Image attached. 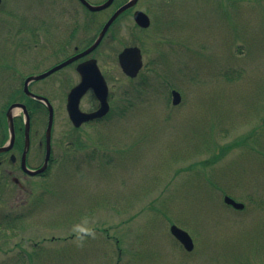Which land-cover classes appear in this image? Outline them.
Returning <instances> with one entry per match:
<instances>
[{
	"label": "rangeland",
	"instance_id": "rangeland-1",
	"mask_svg": "<svg viewBox=\"0 0 264 264\" xmlns=\"http://www.w3.org/2000/svg\"><path fill=\"white\" fill-rule=\"evenodd\" d=\"M124 1L94 16L93 35ZM80 8L77 0H2L0 114L23 101L25 74L41 71L20 47L37 39L40 17L51 25L55 11L72 9L80 35ZM135 9L148 14V28L135 25ZM103 45L112 104L104 126L70 124L59 106L65 81L62 101L53 80L49 92L32 85L54 102L55 154L46 176H26L18 162L0 165V214L10 221L0 225V264L264 263V0H138ZM130 45L146 65L134 80L116 58ZM132 84L141 94L122 106ZM171 89L181 94L177 106ZM14 115L21 129V109ZM30 118L33 168L43 160L37 141L46 116L32 108ZM224 195L244 208L225 205ZM171 223L190 234V253L176 248Z\"/></svg>",
	"mask_w": 264,
	"mask_h": 264
},
{
	"label": "flooded vegetation",
	"instance_id": "flooded-vegetation-1",
	"mask_svg": "<svg viewBox=\"0 0 264 264\" xmlns=\"http://www.w3.org/2000/svg\"><path fill=\"white\" fill-rule=\"evenodd\" d=\"M89 1V0H88ZM77 2L80 4V9L84 10L83 14H84V19L83 22L81 24V29L82 32L80 35H77V30H78V18L76 16V13H73L72 9H70V12H66L64 13V15H59L60 12H54L51 16H50V20L53 21V23L51 25H49L47 22V17H40V23L38 24L37 27V39L36 40H30V42H32L31 44H21L20 47L26 49L29 53L34 54L31 57L27 58V62H30V66L33 70L39 68L41 71L38 72H28L26 73L25 77H23L21 84H20V88L18 90L17 93H19V95L21 96V94L23 95V101L22 103H24L25 105H30L33 109H35V111H42L43 113H45L46 116V121H45V127H46V123H47V114H48V106L46 105L45 102L42 101H38L36 99L33 98L30 99L28 97H30L29 95H27L26 92H24V88H25V79L31 76H36V75H40L42 73H45L49 70H51L52 68L64 63L63 65L57 67L56 69H54L53 71H51L50 73H48L47 75H45L42 78H39L37 80H29L26 84L27 90L35 95L38 96H42L45 97L49 104L52 107L53 110V123H54V116H55V106H54V102H52L51 97L49 96H45L42 95V92L40 90L35 91L36 89L32 88L33 83H37L40 85V88L42 91H50V89L47 87L48 85V81H52V85H54L51 88V91H53V95L55 97L59 98V101H62V95H63V91L65 90L64 87H60V83L65 81V85H68L69 88L67 89V91L64 94L63 97V104H60V108L62 110V107L64 109V111L66 112V105L68 102V94L70 89L75 86L76 84H78V82H80L81 80V74L79 69H81L82 71H90L92 69V64H95L96 66H98L99 68V72L102 75V77L105 79L104 75H103V71H102V67L100 65L101 62V56H105L104 52H105V48L102 49L103 45V41L105 40L107 34L101 39V41L90 51L86 52L87 49H89V47L93 44V42L96 39V36H98V32L93 35L92 31H93V14L91 12H89L84 5H82L80 3L79 0H77ZM59 11V9H58ZM49 19V18H48ZM172 46V45H171ZM32 48L33 50H30L28 48ZM124 48V47H123ZM100 49H102V51H100ZM23 50V49H21ZM102 54V55H101ZM24 59V58H23ZM49 62V64H48ZM39 64V65H38ZM36 65H38V67L36 68ZM146 68V65H144V70ZM140 72L143 73V71ZM138 76H136L134 79H136ZM54 78V79H53ZM68 78H70V80H68ZM106 81V79H105ZM41 82V84H40ZM107 82V81H106ZM57 84V87H56ZM64 84V82H63ZM134 87H136L134 85ZM37 92V93H36ZM54 97V98H55ZM32 98V97H31ZM111 98V97H110ZM107 99L109 100V93L107 96ZM35 100V101H34ZM15 102H19V101H15ZM110 103V102H109ZM78 109L81 112H85V113H90L93 112L95 110H97L99 108L100 102L98 100V98L95 96L93 89L92 88H88L85 90V92L80 96L79 100H78ZM67 115V112H66ZM68 118V116H67ZM108 119L107 115L101 116V117H97L94 119H91L89 121H85L82 122L79 126H74L69 118V122L72 126H74L76 129L82 127V126H89V127H97V126H101L105 124V121ZM32 119H29V145H28V150L26 152V165L29 167L28 164V153L30 150V146L32 144V139L35 138V136L33 137L32 135V127L34 125V123L31 121ZM53 123H52V130H53ZM45 130V128H44ZM19 131L22 132L21 135H18V139H16L13 143L12 149H10L9 152L0 154V165L2 163H4L6 160L9 161L10 163L16 164V162H18V168H20V157L22 154V151L24 149V126L19 129ZM21 136V137H20ZM20 139V140H19ZM77 141H75V139L72 141V143H74V145H76V143L78 144L80 139L76 138ZM71 143V142H70ZM37 146H38V153L42 151L43 154V159H44V155H45V137L44 134L42 136V139H38L37 141ZM54 154H55V143L53 142L52 139V131H51V138H50V159L48 160V164L46 166V170L44 173H48L50 166L52 165V160L54 159ZM11 155L14 156L13 160L10 159ZM43 162V160H42ZM42 162L40 164H38L36 167H40L42 165ZM35 168V167H33ZM43 173V174H44ZM16 184H18L17 181H15ZM180 227V226H179ZM182 228V227H181ZM184 229V228H183ZM169 234L171 235L170 231ZM171 237L173 238V242L178 246L176 247L177 249L179 248L181 250V252L183 253H190L191 251H186L183 246L171 235ZM194 244V241H193ZM178 249V250H179Z\"/></svg>",
	"mask_w": 264,
	"mask_h": 264
},
{
	"label": "water",
	"instance_id": "water-1",
	"mask_svg": "<svg viewBox=\"0 0 264 264\" xmlns=\"http://www.w3.org/2000/svg\"><path fill=\"white\" fill-rule=\"evenodd\" d=\"M80 1L83 5H85L87 7V9H89L90 11L96 12V11H100V10L107 8L114 0H105L104 2H102L100 4H91V3L87 2L86 0H80ZM136 1L137 0H128L127 2H125L124 4L119 6L114 11V13L104 23L103 27L101 28V30H100V32H99V34L95 40V42L89 47V49L86 50V52L93 49L100 42V40L105 35L106 31L108 30V28L112 24V22L126 9H129L130 7L134 6ZM0 3H1V0H0ZM133 18H134L135 23L137 25H139L140 27H147L149 25L148 16L140 10H136L133 13ZM118 61H119V64H120L122 70L127 75L135 76V74L137 73V71L139 70V68L141 67V64H142L139 48L136 46L124 48L120 52V54L118 55ZM63 64L64 63L52 68L51 70H49L45 73L40 74V75L28 77L25 80V92L27 94H29L30 96H33L34 98L38 99V100L44 101L45 103H47V106H48V121H47V126H46V131H45L46 152H45V157H44V163L40 168H38L36 170H29L25 167V163H24L25 153H26V149L28 146V131H29V118H28V114H27L25 106L21 103H12L8 107V109L6 110V113H5L7 123H8L9 140L5 145L0 147V152L8 151L13 145V141H14L13 113L17 108H21L22 111L24 112V115H25V139H26V148L22 154L21 167L29 175L39 174V173L43 172L44 169L46 168L47 160L49 159V155H50V143L49 142H50V130H51V125H52V107L48 103L46 98L41 97V96L32 95L30 92H28L27 88H26V84L29 80L39 79V78L44 77L45 75H47L48 73H50L51 71H53L54 69H56L57 67H59ZM79 70L82 74L81 82L70 91L69 96H68L69 99H68V103H67L68 116H69L70 120L75 125H78L81 121H84L85 119L92 118L95 116H101V115L105 114L108 110V104L106 102V91H107L106 84H105L102 76L100 75L97 67L95 66V64H92V69L90 71L85 72V71H81V69H79ZM89 86H91L93 88L96 96L100 100L101 106L97 111L90 113V114L83 115L82 116L83 118H82L80 116V112L78 111L77 103H78L79 97L82 95V93ZM171 96H172L171 103L173 105L178 104L180 101L179 93L176 90H172ZM223 201L235 209H242L243 208L242 203L236 202L235 200H233L232 198H230L228 196H225L223 198ZM170 230H171V233L183 244V246L187 250L192 249V241H191L189 235L184 230H182L176 226H171Z\"/></svg>",
	"mask_w": 264,
	"mask_h": 264
},
{
	"label": "trees",
	"instance_id": "trees-1",
	"mask_svg": "<svg viewBox=\"0 0 264 264\" xmlns=\"http://www.w3.org/2000/svg\"><path fill=\"white\" fill-rule=\"evenodd\" d=\"M143 83H145V81ZM140 93H141V91H140ZM0 126H3V129H1V131H0L1 132L0 133L1 138H2L1 140L3 141V140H5V137H6V131H5L6 130V121H5V117H4V111L2 112V114H0ZM15 127H16V124H15ZM16 131H17L18 135L22 134V132L19 131V128L18 129L16 128ZM5 216H6V218L8 217L7 214H0V217H2V218H4ZM2 224H4V222H1V220H0V225H2ZM0 231H3V230L0 229Z\"/></svg>",
	"mask_w": 264,
	"mask_h": 264
}]
</instances>
